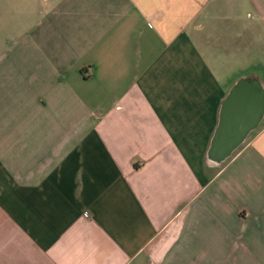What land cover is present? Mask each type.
I'll return each instance as SVG.
<instances>
[{
  "label": "crops",
  "instance_id": "obj_1",
  "mask_svg": "<svg viewBox=\"0 0 264 264\" xmlns=\"http://www.w3.org/2000/svg\"><path fill=\"white\" fill-rule=\"evenodd\" d=\"M251 78L264 0H0V264H264Z\"/></svg>",
  "mask_w": 264,
  "mask_h": 264
},
{
  "label": "water",
  "instance_id": "obj_2",
  "mask_svg": "<svg viewBox=\"0 0 264 264\" xmlns=\"http://www.w3.org/2000/svg\"><path fill=\"white\" fill-rule=\"evenodd\" d=\"M264 113V96L258 79H244L235 85L223 104L220 129L211 149L216 163L224 161L254 130Z\"/></svg>",
  "mask_w": 264,
  "mask_h": 264
},
{
  "label": "built area",
  "instance_id": "obj_3",
  "mask_svg": "<svg viewBox=\"0 0 264 264\" xmlns=\"http://www.w3.org/2000/svg\"><path fill=\"white\" fill-rule=\"evenodd\" d=\"M88 215V213H86Z\"/></svg>",
  "mask_w": 264,
  "mask_h": 264
}]
</instances>
